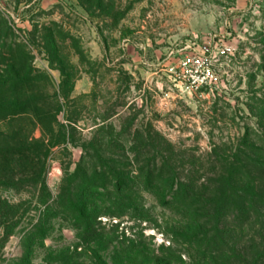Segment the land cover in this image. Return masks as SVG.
I'll return each instance as SVG.
<instances>
[{
	"label": "rangeland",
	"instance_id": "rangeland-1",
	"mask_svg": "<svg viewBox=\"0 0 264 264\" xmlns=\"http://www.w3.org/2000/svg\"><path fill=\"white\" fill-rule=\"evenodd\" d=\"M0 57L60 99L49 203L88 202L1 190L0 264H254L264 209L227 172L264 158V0H0Z\"/></svg>",
	"mask_w": 264,
	"mask_h": 264
},
{
	"label": "trees",
	"instance_id": "trees-1",
	"mask_svg": "<svg viewBox=\"0 0 264 264\" xmlns=\"http://www.w3.org/2000/svg\"><path fill=\"white\" fill-rule=\"evenodd\" d=\"M6 60L0 57V65ZM47 79V74L34 68H30L26 74L15 71L14 66L11 71L0 70V191L37 192V203L46 206L45 212L50 215L84 214L88 202L75 198V193L66 198V191L63 190L57 200L49 203L46 176L51 148L66 143L67 137L62 131L56 135L54 130L59 125V110L56 108L59 97H52L49 92L34 85ZM51 103L54 104L52 108ZM263 160L258 158L251 161L253 165L250 168L227 172L230 183L236 175L238 181L248 187L239 190V208L244 213L248 202L254 211L264 209ZM90 187H93V183L87 182L81 192L87 193ZM21 205L10 204L0 198V225L3 228L11 229L7 226L20 213ZM26 212L27 209L24 214ZM86 228L87 231L95 229L91 224ZM44 235L43 228L39 227L35 233L26 234V240L43 238ZM263 247L264 244L258 246L254 264H264Z\"/></svg>",
	"mask_w": 264,
	"mask_h": 264
},
{
	"label": "built area",
	"instance_id": "built-area-1",
	"mask_svg": "<svg viewBox=\"0 0 264 264\" xmlns=\"http://www.w3.org/2000/svg\"><path fill=\"white\" fill-rule=\"evenodd\" d=\"M196 62L199 63L198 60H194L191 57L186 56V58L182 62V65L185 66V67H194V63H196ZM205 79H206L205 77H197L196 79H194L192 81V83H193L192 86L196 87V88H199L200 86H202L205 83Z\"/></svg>",
	"mask_w": 264,
	"mask_h": 264
}]
</instances>
